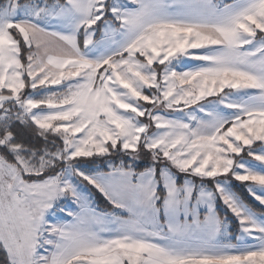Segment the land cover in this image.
<instances>
[{"label": "snow or ice", "instance_id": "snow-or-ice-1", "mask_svg": "<svg viewBox=\"0 0 264 264\" xmlns=\"http://www.w3.org/2000/svg\"><path fill=\"white\" fill-rule=\"evenodd\" d=\"M0 253L264 264V0H0Z\"/></svg>", "mask_w": 264, "mask_h": 264}, {"label": "trees", "instance_id": "trees-1", "mask_svg": "<svg viewBox=\"0 0 264 264\" xmlns=\"http://www.w3.org/2000/svg\"><path fill=\"white\" fill-rule=\"evenodd\" d=\"M96 199L97 202L100 203L101 207L106 206V201L103 200V197L99 195V193L96 194ZM2 253H0V258H1Z\"/></svg>", "mask_w": 264, "mask_h": 264}, {"label": "rangeland", "instance_id": "rangeland-1", "mask_svg": "<svg viewBox=\"0 0 264 264\" xmlns=\"http://www.w3.org/2000/svg\"><path fill=\"white\" fill-rule=\"evenodd\" d=\"M2 256H3V253H2V255H1V258H2Z\"/></svg>", "mask_w": 264, "mask_h": 264}]
</instances>
